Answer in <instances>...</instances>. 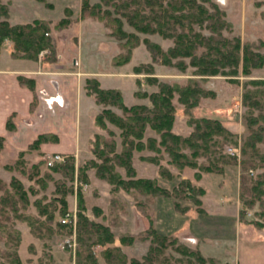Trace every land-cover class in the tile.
<instances>
[{"label":"rangeland","instance_id":"rangeland-1","mask_svg":"<svg viewBox=\"0 0 264 264\" xmlns=\"http://www.w3.org/2000/svg\"><path fill=\"white\" fill-rule=\"evenodd\" d=\"M83 1L0 0V20L5 18L15 25L32 23L34 19L43 17L49 19L44 20L50 21L52 25L48 34L51 44L49 49L39 52L37 56L39 65L52 63L57 55L63 52L72 57L80 55L83 60V69L88 74L93 73L92 69L104 72L124 68L130 71V79L128 81L127 78L125 84L126 87L131 86L136 98L131 99V93L129 95L125 88L127 105L124 103L125 100L123 103L126 106L138 102L151 108L152 102L149 96L151 93L158 92L159 83H184L191 77L199 79L204 92L199 96L195 106L189 107L180 102L178 94L174 93L172 102L175 106V114L171 131L181 136H190L194 131L192 120L206 117L219 120L232 135L228 138L214 135V141L217 144L211 148L216 149L215 153H203V150L199 149L201 154L193 158L189 154L192 149L188 146L183 148V151L189 154L188 157L192 158L197 165L178 167L171 154L159 143L160 134L149 124L146 125L144 137L140 140L142 147L132 150L131 165L134 173L127 174L125 168L118 165H115V169L124 180L145 178L155 181L157 185L168 191L167 197L157 193L145 195L133 187H124L122 184L112 183L105 177L98 176V171L91 162L101 163L102 160L92 152L90 141H80L77 144L78 150L67 154L42 150V143L50 140L41 142V146L34 147L30 144L21 151H17L14 147H5L3 141L0 147V180L9 186L12 177L19 179L24 189L28 191L29 204L24 209L22 204L18 203L16 211L7 208L5 216L8 220H4L0 225V252L6 250L8 246L12 247L8 250L14 248L15 240L11 236L15 234L14 230H18L20 241L16 251L20 264H76V252L85 246L80 245L76 239L75 251L64 247L63 240L72 234L71 232L61 234L58 232L53 235V238L52 236L41 238L32 232L36 227L32 228L29 224L35 216L40 217L41 220L45 219L46 215L39 214L38 211L41 205H45L49 208L48 212H52L54 216L49 224L57 229L56 223L61 217V204L54 198L65 195L67 209L76 211V220L78 212H82L89 219L106 226L113 235L112 242L104 244L97 242L91 245L90 248L98 264H128L132 258L142 260L151 243L153 229L168 239H177L190 248L198 249L204 257L213 258L215 264H264V205L259 204V199H254L256 190L248 187L255 180L264 178V141L256 142L257 152L255 150L256 155L251 160L249 157L251 148L247 146V152L245 154L242 152L244 140L248 136V121L245 118L247 107L243 103V93L256 88L255 85L248 84L250 80H264V64L254 66L253 61L260 60L254 56L253 61H250L248 65V73H244L243 52L240 51L236 72H232L234 67L228 63L226 67L220 68V73L201 79L203 76L197 74L198 67L190 64L189 57L173 58L171 64H164L161 63L160 58H153L147 45L140 42L132 49L131 59L127 64L117 67L122 64H114L113 56L120 52L124 53L125 50L120 48L118 38L109 34V28L104 20L81 15ZM88 1L90 4L103 3L102 9H108L112 15L120 16L124 30L136 33L140 39L148 38L159 44L165 51L174 45L173 38H166L158 33L136 31L121 15L124 8L115 10L110 5V2L118 0H107V5L101 0ZM119 1L123 3L125 0ZM204 4L211 12L214 11V4L220 8L221 17L225 21L220 29L223 38L230 43L235 38H239L241 44L248 42L254 52L264 55V0H211ZM62 18H68L70 22L61 28L53 27ZM194 26L196 30L204 34L210 33L209 29H200L196 23ZM80 40L81 44H79ZM1 48L12 55L15 54L13 44L9 40H5ZM204 50V47H198L196 54L200 55ZM18 58L36 59L27 56ZM181 60L186 65L185 69H181L178 65ZM5 65L8 68L11 67L9 63ZM70 65L68 63V66ZM52 66L57 71L62 70L57 65ZM135 66H141V70L135 71ZM149 67H152V71L147 72L145 69ZM88 79L92 78H87L85 84ZM18 81L20 85L33 88L32 83L30 81L28 83L21 75L18 76ZM38 94L43 107L52 113L64 103L59 94L49 93L48 95L44 90ZM96 103L100 109L98 113L107 107L121 113L118 106ZM253 114H258V111L254 110ZM7 120L6 128L12 129L11 117ZM106 123L107 127L114 132L116 151L120 150L121 129L109 121ZM94 124L95 134L110 136L107 129L95 123V117ZM257 124L264 125V120L259 119ZM150 138L156 139L153 145H150ZM230 147L236 149L234 154L228 152ZM20 152L23 154L20 155ZM53 153L66 155L65 160H70L74 164L72 175L50 172L47 164L40 166L38 172L30 169L31 164L36 163L40 158H48ZM109 155L111 156L112 153ZM208 164H211V169L205 170L203 167ZM6 165H10V168ZM45 172H48V175ZM167 173L172 174V178H169ZM205 185L209 187L208 194L211 200H218L222 196L219 204L213 201L205 204V208H213L216 211L209 214L207 218L209 221L205 222L206 230L209 235L214 232V237L222 236V243H220L222 248L214 247L221 239L211 237L213 239L210 242L213 245L207 246L203 254L199 243L193 240L191 230L194 226L199 227L203 224L201 221L203 219L198 215L206 214L202 204L204 193L207 192ZM259 187L264 188L263 184ZM31 188L36 190L35 193L31 192ZM77 192L83 196L84 209L79 208ZM250 198L255 200L254 203L251 206L245 205L243 199ZM184 208L186 209L183 210ZM200 209L202 212L199 211ZM198 217L200 219L195 220ZM70 229L72 230L71 227ZM75 234L77 238V229ZM123 236L130 239V242L122 243L120 238ZM105 247L120 248L126 262L108 263L100 255V251ZM166 253L179 256L171 247ZM0 262V264H9L1 255Z\"/></svg>","mask_w":264,"mask_h":264},{"label":"trees","instance_id":"trees-1","mask_svg":"<svg viewBox=\"0 0 264 264\" xmlns=\"http://www.w3.org/2000/svg\"><path fill=\"white\" fill-rule=\"evenodd\" d=\"M101 1L106 5L108 4L107 0ZM206 1L209 2L211 0H125L123 3L118 0L117 2H110V5L115 10L124 8L121 15L127 19L128 23L136 31L151 34L158 33L163 37L173 38L174 45L166 51L159 44L150 41L148 38L140 39L136 33L124 30L121 17L112 15L108 9H102L103 3L90 4L88 0H84L81 15L104 20L109 28V34L118 38V44L125 52H120L113 56V63L116 65L127 63L131 59L132 49L140 42H144L151 50L153 58H160L161 63L171 64L173 58L189 57L190 64L198 67L197 74L203 76L201 79L220 73V68L226 67L225 65L228 63L234 67L232 72H236V67H238L240 60V51L243 52L242 70L244 73H248V65L250 61H253L252 57L254 56H257L260 60L258 62L253 61V65L262 66L264 64V55L254 52L248 42L241 44L240 39L235 38L230 43V41L222 37L220 29L225 21L221 17V10L214 4V11L211 12L204 4ZM4 14L6 15L5 11ZM69 22L68 18H62L53 27L61 28V26ZM195 23L200 29H209L210 33L204 34L196 30ZM51 28L50 21L44 19H34L32 23L14 25L4 18L0 20V48L5 40H9L13 44L14 57L27 56L37 58L41 50L50 48L51 42L48 34ZM198 47L205 48L200 55L196 54ZM178 63L181 69H185L186 65L182 60ZM134 70L140 71L141 66H135ZM145 70L150 72L152 67ZM153 81L157 82L156 79H153ZM200 83L199 79L194 77L187 78L184 83L161 82L159 83L158 92L151 93L149 96L152 102V107L149 108L143 104L126 106L123 103L120 90L101 88L97 79H88L86 82L87 93L93 95L96 102L105 106L115 105L121 109V113H117L107 107L95 116V123L107 129L110 134L108 137L103 134H95L94 138L89 140L92 152L102 160L101 163L91 162V165L96 167L98 176L105 177L112 183L122 184L124 187H133L145 195L157 193L163 194L165 197L169 196L168 191L164 187L157 185L153 180L145 178L124 180L115 169V165L124 167L127 174L134 173L131 165L132 150L142 147L140 140L144 137L145 127L148 124L160 134L159 143L171 154L173 161L178 167L185 165L196 166L197 163L188 156L190 154L193 158L197 157L201 154L199 149H202L203 153L217 152L215 148H211L217 144L214 141V135H221L223 138H228L232 135L229 129L225 128L217 119L203 117L192 120L194 131L190 136H181L171 131L175 114V106L172 102L174 93L178 94L180 102L193 107L197 104L199 96L204 92V88ZM249 83L255 85L256 88L246 90L243 93V103L247 107L245 118L248 121V136L244 140L242 152L244 154L247 152V146L251 148V153L249 154L251 160L256 155L255 150L257 152L256 142L264 141V125L257 124L259 119L264 120V80L253 79ZM137 93L139 94L140 92ZM254 110H257L258 114H253ZM106 121L121 129L122 142L120 150L116 151L114 132L107 127ZM255 124L256 126H254ZM47 140L56 141L57 139L53 134H41L31 143V146H39L41 142ZM155 140V138H150V145H153ZM2 142L3 138L0 136V147ZM187 146L192 149L189 154L183 151V148ZM109 153H112V155L110 156ZM22 154L23 152H20V155ZM46 161V158H40L36 163L31 164L30 169L38 172V168L45 165ZM210 166L211 164H208L203 168L210 170ZM6 167L10 168V165H6ZM48 170L50 172H62L64 175H72L74 164L70 160L55 162L49 166ZM47 173L45 172V174ZM167 175L172 178V174L167 173ZM30 177H32V174H30ZM262 184L264 186V178L255 180L248 187L256 190L254 199H259V204L264 205V196L260 198V196L264 195V188L259 187ZM30 190L33 193L36 191L34 188ZM71 191L73 192L72 189ZM27 192L22 182L15 177L11 178L9 186L0 180V225H2L4 220H8V217L5 216L7 208L16 211L18 210V203L22 204L24 209L28 206ZM54 199L61 204L60 215L64 214L67 210L65 195ZM77 199L79 208L84 209L83 196L80 192H77ZM243 200V203L248 206H251L255 201L251 198ZM199 201L198 203H200ZM48 209L45 205H41L38 209L39 214L46 215L44 220H41L38 216L32 217L33 220L29 224L32 228L36 227L32 232L41 238H49L51 236L53 238V235L58 232L60 234L70 233V226L62 224L60 221L56 223L57 229L49 224L54 216L52 212H48ZM199 211L202 212V209ZM46 212L48 213L46 214ZM36 222L39 223L36 224ZM76 229L77 241L80 245L85 246L76 252V264H98L97 258L90 247L97 242L100 244L112 242V233L106 226L89 219L82 212H78ZM14 231L13 237L10 235L15 240L14 248L8 250L12 248L8 246L6 250L0 252V255L9 264H20V258L16 251L20 241V232L18 230ZM151 236V243L142 260L132 258L128 264H215L213 258L204 257L198 249L190 248L180 243L177 239H168V237L158 233L155 229L151 231ZM94 237H96L95 240ZM120 240L122 243L130 242V239H126L124 236ZM169 247L178 253L179 256L174 253L167 254ZM100 255L108 263L126 262L124 254L118 247H105L100 251Z\"/></svg>","mask_w":264,"mask_h":264},{"label":"crops","instance_id":"crops-1","mask_svg":"<svg viewBox=\"0 0 264 264\" xmlns=\"http://www.w3.org/2000/svg\"><path fill=\"white\" fill-rule=\"evenodd\" d=\"M42 19L48 18L43 17ZM79 44H81V40ZM6 63H9L11 67H6ZM68 63L71 65L68 66ZM52 65H57L62 70L57 71L52 68ZM122 66L123 64L117 67ZM83 68V60L80 55L72 57L70 54L67 55L61 52L52 63L48 62L47 65L42 66L38 64L37 58L14 57L10 52L1 48L0 136L3 137L5 147H14L17 151L25 150L39 135L53 134L57 140L42 143V150L67 154L77 151L79 148L77 144L80 141H89L95 134L94 117L100 109L93 95L88 94L86 91L85 80L87 78L97 79L101 88L120 90L126 105L125 88L129 95L131 93V99L136 98L131 86L126 87L125 84L126 79L128 78V81L130 79V71L124 70V68H115V70L104 72L92 69L93 73H89V75ZM20 75L28 83L29 81L32 83V89L20 85L18 81ZM42 90L47 91L48 95L51 93L61 96L64 103L61 107H57L58 110H55L54 113L43 107L38 94ZM132 104L139 103L134 102ZM10 117L12 129H7L6 122ZM204 188L207 192L204 193L202 204L206 214L198 215L203 219L201 221L204 225L194 226V229L191 230L193 240L199 243L203 254H205L204 250L207 246L213 245L210 241L213 239L211 237L215 236L214 232L209 235L205 222L209 221L207 219L209 214L216 212L213 208H205V204L213 200L210 199L208 194L209 187L205 185ZM221 200L222 196L218 200H214L213 203L219 204ZM199 217L195 220H199ZM214 238L221 239L220 242H216L217 246L214 247L222 248V244H220L222 243V236Z\"/></svg>","mask_w":264,"mask_h":264},{"label":"built area","instance_id":"built-area-1","mask_svg":"<svg viewBox=\"0 0 264 264\" xmlns=\"http://www.w3.org/2000/svg\"><path fill=\"white\" fill-rule=\"evenodd\" d=\"M228 152L230 154H234L236 152V149H233V147H230ZM66 157H67L66 155H63L60 153H53V154L49 155L48 158H46L47 159L46 164L50 166V165L54 164L55 162H64ZM76 216L77 215H76L75 210L67 209L66 212L64 214H62L60 219H59L60 223L69 225L72 228V230H71L72 234L65 237V239L63 240V246L72 248L73 251H75L76 246H77L76 245V239L77 238H76V234H75Z\"/></svg>","mask_w":264,"mask_h":264}]
</instances>
